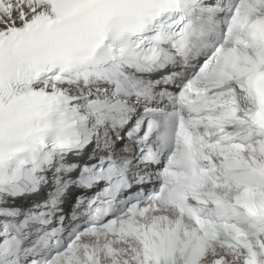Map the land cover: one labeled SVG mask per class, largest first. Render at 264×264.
I'll return each mask as SVG.
<instances>
[{
    "label": "snow or ice",
    "instance_id": "1",
    "mask_svg": "<svg viewBox=\"0 0 264 264\" xmlns=\"http://www.w3.org/2000/svg\"><path fill=\"white\" fill-rule=\"evenodd\" d=\"M0 264H264V0H0Z\"/></svg>",
    "mask_w": 264,
    "mask_h": 264
}]
</instances>
